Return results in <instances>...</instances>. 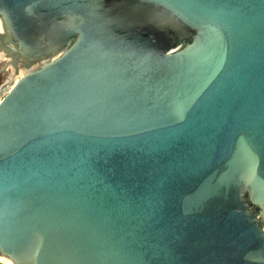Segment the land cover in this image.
I'll return each instance as SVG.
<instances>
[{"label":"water","instance_id":"1","mask_svg":"<svg viewBox=\"0 0 264 264\" xmlns=\"http://www.w3.org/2000/svg\"><path fill=\"white\" fill-rule=\"evenodd\" d=\"M9 66L0 264H264V0H0Z\"/></svg>","mask_w":264,"mask_h":264},{"label":"bare ground","instance_id":"2","mask_svg":"<svg viewBox=\"0 0 264 264\" xmlns=\"http://www.w3.org/2000/svg\"><path fill=\"white\" fill-rule=\"evenodd\" d=\"M3 70H5V71H4V73H5V74H4V77L6 76L7 78H9V75H10V73H12L13 68H12L11 66H9V67H7V68H5V69H3ZM19 76H20V74L17 75V76L14 78V80H15V79H18Z\"/></svg>","mask_w":264,"mask_h":264},{"label":"rangeland","instance_id":"3","mask_svg":"<svg viewBox=\"0 0 264 264\" xmlns=\"http://www.w3.org/2000/svg\"><path fill=\"white\" fill-rule=\"evenodd\" d=\"M5 79V77L1 74L0 75V83Z\"/></svg>","mask_w":264,"mask_h":264}]
</instances>
